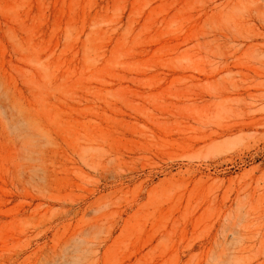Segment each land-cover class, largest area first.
Here are the masks:
<instances>
[{
  "label": "rangeland",
  "instance_id": "1",
  "mask_svg": "<svg viewBox=\"0 0 264 264\" xmlns=\"http://www.w3.org/2000/svg\"><path fill=\"white\" fill-rule=\"evenodd\" d=\"M0 264H264V0H0Z\"/></svg>",
  "mask_w": 264,
  "mask_h": 264
},
{
  "label": "bare ground",
  "instance_id": "2",
  "mask_svg": "<svg viewBox=\"0 0 264 264\" xmlns=\"http://www.w3.org/2000/svg\"><path fill=\"white\" fill-rule=\"evenodd\" d=\"M239 47H240V46H239ZM239 47H238V48H239ZM34 61H35V62H41V61H42V58H35ZM225 66H226V64H225ZM231 73H232V72H231ZM194 94H195V93H194ZM196 95H197V94H196ZM199 95H200V94H199ZM199 95H198V96H199ZM215 95H216V94H215ZM216 97H217V96H216ZM198 98H200V97H198ZM204 100H205V99H204ZM209 133H210V132H209ZM215 133H216V132H215ZM205 134H206V133H205ZM213 134H214V133H213ZM206 135H207V134H206ZM208 135H210V134H208ZM211 135H212V134H211ZM203 136H204V135H203ZM221 136H222V135H221ZM221 136H219V137H221ZM210 137H211V136H210ZM212 137H214V136H212ZM214 141H215V140H214ZM214 141H212V142H214ZM240 199H241V198H240ZM238 200H239V199H238ZM247 212H249V211H247ZM247 212H246L245 215H248V216L251 215L250 213L248 214ZM258 215H259V214H258ZM262 215H263V213H262ZM243 217H244V216H243ZM253 217H254V216H253ZM260 217H261V216H260ZM242 220H243V218H242ZM245 220H246V219H245ZM245 222H246V221H245ZM254 222H255V221H253V223H254ZM260 222H261V221H260ZM246 224H247V223H246ZM253 225H254V224H253ZM258 225H259V223H258ZM259 226H260V225H259ZM63 247H64V246H63ZM62 249H64V248H62ZM52 250H53V249H52ZM54 250H55V248H54ZM65 250H66V249H65ZM57 251H58V250H57ZM61 252H62V250H61ZM61 252H60V253H61ZM67 252H68V250H67ZM67 252H66V253H67ZM52 253H53V252H52ZM62 253H63V252H62ZM69 253H70V252H69ZM53 255H56L55 257H58V258L63 257L64 260H65V262H64V261H62V262L66 263V255H65V254H64L65 256H64L63 254H62L63 256H60V255H57V253H53ZM50 256H51V255H50ZM50 256H47L46 259H51ZM52 257H53V256H52ZM87 258H88V257H87ZM87 258H85V261H86ZM89 258H90V257H89ZM82 259H83V258H82ZM60 260H63V259H60ZM80 260H81V258H80ZM48 261H49V260H48ZM53 261H54V260H53ZM58 261H59V260H58ZM46 262H47V261H46ZM54 262H55V261H54ZM60 262H61V261H60ZM41 263H42V262H41ZM58 263H59V262H58Z\"/></svg>",
  "mask_w": 264,
  "mask_h": 264
}]
</instances>
